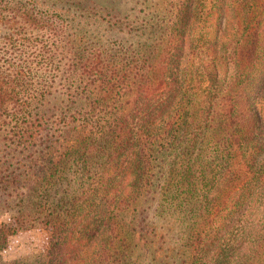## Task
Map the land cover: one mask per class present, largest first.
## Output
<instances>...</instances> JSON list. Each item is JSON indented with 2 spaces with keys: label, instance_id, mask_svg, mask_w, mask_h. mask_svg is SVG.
Wrapping results in <instances>:
<instances>
[{
  "label": "rangeland",
  "instance_id": "rangeland-1",
  "mask_svg": "<svg viewBox=\"0 0 264 264\" xmlns=\"http://www.w3.org/2000/svg\"><path fill=\"white\" fill-rule=\"evenodd\" d=\"M12 7L28 13L14 14L9 10ZM178 15H183L185 21L174 24L175 28L180 26L184 30L182 26H185L190 38L183 58L175 52L172 77L182 80L186 75L191 79L186 82V90L200 109L205 108L212 90L209 77L202 69V60L207 59L206 55L211 57L213 51L234 57L239 52V56L245 54V60L248 56L251 58L252 69L246 76L249 85L241 95H253L257 90L253 84L264 74V0H195L194 4H187L186 0H0V63L24 69L26 76L17 83L21 97L33 94L40 97L33 107L12 109L10 113L24 110L34 117L45 115L42 139L33 145L26 137L20 138L28 130L25 123L16 121V116L21 117L22 113L16 116L0 113V176L23 174L15 185L0 183V227L5 224L18 227L9 236L7 248L0 253V264L43 261L45 251L54 242L58 221L54 217L63 216L60 213L62 197L69 194L71 199L73 193L88 190L90 181L86 176L90 178L95 171L93 162H106L115 149L111 145H103L102 152L93 148L87 161L91 166L88 172L79 155L75 160L61 157L55 168L49 162L48 153L56 148L54 155L59 156L64 151L58 139L66 135V122L82 119L94 109L98 115L106 114L120 102L132 98V94L126 95L121 90L111 100L102 101L99 94L102 78L94 77V84L88 86L79 71L70 68L72 60L64 52V46L84 36L89 44L105 48L120 80L124 81L127 79L123 76L125 68L140 64V58L146 64L145 59L152 53L140 46L151 38L159 41L160 34L168 30V24L177 22ZM153 62L149 59L150 64ZM30 66L34 68L33 76L28 73ZM177 66L188 70L182 73ZM225 94L226 90L221 91V96ZM257 110L264 114V99ZM31 118L28 115L26 120L29 122ZM262 139L263 133H258L254 140V150L261 153ZM162 146L159 144V148ZM78 148L83 150L81 145ZM210 151L203 156L205 185H199L197 197L192 193L197 185L185 187L193 188L191 191L170 188L160 194L148 183L139 189L135 198L122 195L126 202L115 214L120 226L114 264H264V246L258 247L256 234L261 230L264 235L263 200L253 196L249 205L242 202L250 190L245 188L246 181L253 175L246 177L238 144L236 156ZM162 158L159 155L154 159V168L147 172L149 176L158 177ZM173 158L170 155V160ZM46 166L54 167L57 183L36 192L40 186L34 188L35 182L27 180L24 173L32 174L29 167L39 171ZM199 170L200 165L194 163L188 176L193 179L195 174L201 176ZM168 173L169 170L165 178ZM179 174L177 171L171 174V181L177 180ZM253 185L255 180L249 182L251 192ZM203 188L212 200L209 211L197 205L204 200ZM225 202H229L234 212L227 219L222 217L217 221L215 217L220 215L221 207L227 206ZM203 214L217 221L210 234L208 230L213 222L211 218L204 219ZM239 240L243 242L241 246Z\"/></svg>",
  "mask_w": 264,
  "mask_h": 264
},
{
  "label": "trees",
  "instance_id": "trees-1",
  "mask_svg": "<svg viewBox=\"0 0 264 264\" xmlns=\"http://www.w3.org/2000/svg\"><path fill=\"white\" fill-rule=\"evenodd\" d=\"M186 2L194 4L195 0ZM9 10L14 14L28 13L15 7ZM184 21V16L178 15L177 22L167 25L168 30L160 34L159 41L151 38L143 43L141 49H150L152 53L145 59L146 64L140 58V64L137 62L125 68L123 76L127 79L124 81L120 80L105 48L102 50L89 44L84 36L73 44L68 41L64 46V52L72 60L69 62L70 68L78 70L83 80H87L88 86L94 84V77L102 78V87L99 89L102 101L111 100L115 93L121 90L126 95L132 94V98L120 102L117 108L106 114L98 115L94 109L93 112L83 115L82 119L75 118L66 122V135L58 139L64 151L55 156L54 147L55 149L48 153L49 162L53 163L55 168L59 166L61 157L75 160V156H82L84 169L88 172L91 171V166L87 161L93 148L102 152L105 151L103 145L115 146L106 162H93L95 171L90 178L86 176L90 181L88 190H82L81 194L73 193L71 199L69 194L68 197H62L60 205L63 211L60 213H63V216L57 214L54 217L58 220L53 233L54 242L51 248L45 251L44 260L39 264H114L113 256L117 249L120 226L115 214L123 209L122 204L126 202V198H135L139 189L147 183L148 186L154 187L156 192L160 191V194L170 191V188L180 191L181 188L197 185L192 192L197 197L199 185H205L203 156L206 152H211V149L216 150L217 155L236 156L238 144L246 177L250 173L253 175L246 181V190H251L249 182L255 180L253 192L249 190L242 202L249 205L253 202V196H257L264 203V114L257 110V105L264 99V74L257 79L256 85L253 84V87H257L254 94L242 96V90L249 85V78L246 76L252 69L251 58L248 56V60H245V54L239 56V52L234 57L218 55L213 51L211 57L206 55L207 59L202 60V69L209 77L212 90L205 108L200 109L199 103L193 101L186 90V82L191 79L186 75L184 80L172 77L175 52H178L179 58H183V50L189 44L190 35L185 26H182V30L180 26L175 28L174 25H181ZM149 59L155 62L150 64ZM182 63L178 66H182ZM178 66L177 69L182 73L188 70L187 67L181 69ZM33 70L30 66L28 73L32 76ZM24 76L26 74L22 66L0 63V113H8L9 116L22 113L21 117L16 116V121L25 123L28 130L24 131L20 138L26 137L34 145L42 139L45 115L34 117L24 110L10 113L12 109L15 111L19 108H31L35 101L40 99L34 94L20 96L17 83L23 80ZM132 78H135V81ZM224 90L227 94L221 96V91ZM28 115L32 117L29 122L26 120ZM258 133H263L259 146L263 153L254 150V140ZM159 144L163 145V148H159ZM79 145L83 146V150L79 151ZM159 155L163 157V162L161 161L158 177L149 176L147 172L154 168L153 161ZM170 155L175 158L170 160ZM194 163L200 165L199 171L202 175L195 174L193 179L188 174ZM54 167H40L39 171L29 167L32 174H24L28 177L27 180L35 182L34 188L40 186L35 191L41 192L40 188L46 185H56L57 174ZM168 170L169 176L165 178ZM80 171L78 167V176ZM175 171L179 172L180 176L172 182L171 174ZM22 175L0 176V183L15 185L22 180ZM187 188L185 189L188 191L193 189ZM188 191L187 193H191ZM201 191L204 200L197 202V205L200 209L209 211L212 200L208 198L207 190L203 188ZM225 205L227 206L221 207L220 215L215 217L217 221L222 217L227 219L229 214L234 212L229 202H225ZM203 217L206 220L211 218L205 214ZM213 220L214 218H211L210 222ZM217 221L209 226V234ZM17 230L18 227L13 224L0 227V253L7 248L9 236L14 235ZM261 232L258 230L256 233L259 248L264 246V235ZM198 233L202 236L201 232ZM242 243V240H239V246ZM210 244H213L212 239ZM207 245L205 244L206 248Z\"/></svg>",
  "mask_w": 264,
  "mask_h": 264
}]
</instances>
